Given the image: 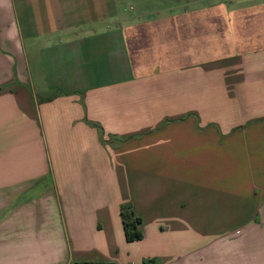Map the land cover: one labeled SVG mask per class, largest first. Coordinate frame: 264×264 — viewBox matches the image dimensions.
Returning <instances> with one entry per match:
<instances>
[{
  "label": "crops",
  "instance_id": "0c3cea01",
  "mask_svg": "<svg viewBox=\"0 0 264 264\" xmlns=\"http://www.w3.org/2000/svg\"><path fill=\"white\" fill-rule=\"evenodd\" d=\"M0 264H264V0H0Z\"/></svg>",
  "mask_w": 264,
  "mask_h": 264
},
{
  "label": "trees",
  "instance_id": "16d2710c",
  "mask_svg": "<svg viewBox=\"0 0 264 264\" xmlns=\"http://www.w3.org/2000/svg\"><path fill=\"white\" fill-rule=\"evenodd\" d=\"M123 223L125 227L126 237L129 242L139 241L142 239V234L138 230V225L140 224V219L135 218L133 212L127 210V212H122Z\"/></svg>",
  "mask_w": 264,
  "mask_h": 264
}]
</instances>
